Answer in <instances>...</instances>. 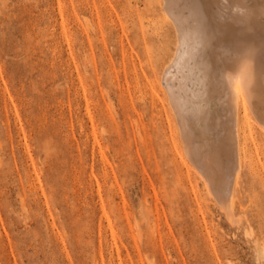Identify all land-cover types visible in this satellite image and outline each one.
Wrapping results in <instances>:
<instances>
[{"label": "rangeland", "instance_id": "rangeland-1", "mask_svg": "<svg viewBox=\"0 0 264 264\" xmlns=\"http://www.w3.org/2000/svg\"><path fill=\"white\" fill-rule=\"evenodd\" d=\"M163 2L0 0V264H264V128L239 115L231 222L162 88Z\"/></svg>", "mask_w": 264, "mask_h": 264}, {"label": "bare ground", "instance_id": "bare-ground-1", "mask_svg": "<svg viewBox=\"0 0 264 264\" xmlns=\"http://www.w3.org/2000/svg\"><path fill=\"white\" fill-rule=\"evenodd\" d=\"M163 1L166 10L177 9L198 26L184 29L178 12L172 14L178 45L165 68L164 95L171 98L186 157L231 221L233 179L244 160L239 115L250 111L264 128V0Z\"/></svg>", "mask_w": 264, "mask_h": 264}]
</instances>
